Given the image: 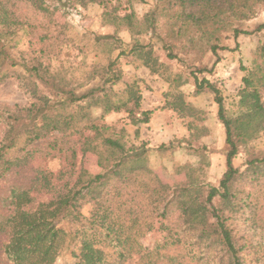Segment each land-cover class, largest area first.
I'll use <instances>...</instances> for the list:
<instances>
[{
  "label": "trees",
  "instance_id": "16d2710c",
  "mask_svg": "<svg viewBox=\"0 0 264 264\" xmlns=\"http://www.w3.org/2000/svg\"><path fill=\"white\" fill-rule=\"evenodd\" d=\"M66 1L82 7L96 3L103 7L102 15L107 22L135 29V14L128 7L135 1L144 0ZM260 5H264V0H158L146 21L157 31L160 12L168 9L171 19H175L174 27L168 30L170 39L177 40L186 35L193 46L194 32H200L209 49L217 54L216 41L222 31L233 29L236 36L252 33L234 27V22L252 18ZM51 14L49 0H0V77L14 76L5 69L10 64H17L16 58L27 66L33 79L22 86L30 93V102L0 105V178L26 165L30 153L22 152L27 146L51 136L50 148L59 155L70 152L72 146L67 137L72 133L80 135L75 142H80L82 147L86 145V151L102 154L94 140L101 135L105 125L92 121L87 114L79 116L66 111L72 104L91 98L92 104L103 105L104 113L125 110L134 124L150 120L152 111L141 110L142 94L136 84L128 85L126 96L113 101L107 93L100 96L104 87L79 94L77 90L84 83L73 86L66 76L67 71L53 69L48 58L53 50L46 49L51 37L48 24L41 28V24L33 22L39 15L50 18ZM262 30L264 22L253 31ZM27 36L39 39L41 48L20 49ZM59 40L60 37L55 36V53L61 51ZM29 42L31 48V40ZM147 47L138 44L134 50L143 64L155 73L158 59ZM175 47L176 44L169 41V50ZM168 55L173 57L172 52ZM114 65L111 60L101 71L96 68L88 71L84 79L90 80L98 74L104 83H115L121 79L122 72ZM12 74L19 78L16 72ZM243 80L239 111L234 115L229 114L219 90L208 83L216 93L218 118L226 129L227 168L218 186L193 181L181 186L164 184L147 167L145 150L130 155L134 148L125 151L120 140L103 137L105 151L110 152V156L99 158L100 165L108 169L105 173L84 178L86 172L75 175L72 168L57 173L42 170L36 173L28 187L11 188L4 197L3 206L8 211L0 220V233L5 237L0 244L2 261L7 264H56L61 251L74 242L76 249L72 254L78 258L77 264H105L106 252L102 243L114 248L120 258L128 257L136 249L139 253L142 248L136 246L137 239L149 231L154 217H160L165 221L162 227L165 236L159 245L143 251L154 263L165 256L161 254L162 249L183 247L196 261L248 264L245 253L248 245L236 236L233 225L250 197V193L247 199L241 196L239 183L248 179L251 183L263 180L264 155L250 151L245 171L234 165V159L242 146L264 133V99L251 76H245ZM42 86L56 89L52 92L56 104L52 103L50 94L40 90ZM202 87L200 83L199 88ZM168 105L180 111L192 110L181 94L169 100ZM83 121L87 124L76 128ZM118 151L121 156L114 158L113 165H107L105 161ZM41 196H47V199L40 200ZM87 204L91 205L89 215L83 212ZM168 259L172 263L176 261L174 256H168Z\"/></svg>",
  "mask_w": 264,
  "mask_h": 264
},
{
  "label": "rangeland",
  "instance_id": "374dc122",
  "mask_svg": "<svg viewBox=\"0 0 264 264\" xmlns=\"http://www.w3.org/2000/svg\"><path fill=\"white\" fill-rule=\"evenodd\" d=\"M157 3L158 0L135 1L128 7L135 14V29L107 22L102 15L103 7L96 3L82 7L66 0H49L51 17L39 15L37 20H33L34 23L41 24V28L48 24L51 37L47 40L46 49L53 50L48 58L53 69L63 68L67 71L66 76L73 86L84 83L77 90L79 94L104 87L105 91H101L100 96L107 93L111 100L116 101L126 96L128 85L136 84L142 94L141 110H151L152 113L148 122L134 124L125 110L104 113L103 105L92 104L91 98L72 104L66 111L79 116L87 114L92 121L105 125L101 128V135L94 140L102 154L93 150L86 151V145L82 147L80 142L76 143L80 136L76 133L67 137L72 146L70 152L65 151L60 155L50 148L52 136L30 144L22 152L30 153L26 165L15 168L4 178H0V220L8 211L3 206L4 197L11 188L28 187L39 171L57 173L72 168L75 175L86 172L84 178L105 173L108 169L100 165L99 158L110 156V152L105 151L103 137L120 140L125 151L134 148L130 150V155L145 150L147 167L164 184L181 186L193 181L205 185H219L227 168L226 129L218 118L216 93L208 83L219 90L230 115L239 111V91L245 85V76H251L264 99V30L253 31L264 22V5L257 8L252 18L234 22V27L252 33H240L236 36L233 29L222 31L219 41H216L219 48L215 54L209 49L205 38H201L200 32H194L196 41L193 46H190L186 35L181 39H170L168 30L174 27L175 19H171V11L168 9L160 12L161 16L156 22L157 31L150 28L146 16L152 13ZM55 36L60 37L58 46H61V51L57 53V45L53 43ZM38 40L27 36L20 44V49L39 50L41 46ZM169 41L176 44L173 50L168 48ZM138 44L153 50L158 59L157 72H151L143 64L134 50ZM169 52L173 53V57L168 55ZM14 60L17 64H10L5 69L14 76L0 77L2 106L24 105L31 99L28 90L22 86L23 83L30 84L33 79L29 76L27 66L19 59ZM111 60L115 62V68L121 69L120 80L104 83L98 74L90 80L84 79L88 71L91 72L94 68L101 71ZM15 72L19 74L21 81L12 74ZM200 83L203 84L202 88H199ZM40 88L42 92L50 94L53 104L57 103L52 93L56 90L54 87ZM180 94L186 104L192 107L191 111H180L168 105L169 100ZM86 124V121L80 122L76 128ZM88 132L94 134L92 131ZM73 142L76 145L73 146ZM250 151L264 155V133L241 147L240 153L234 159V165L241 171L247 168ZM120 156L118 151L105 163L111 166ZM263 181L264 178L258 183H251L248 179L239 183L243 198L247 199L250 193L247 201L250 204L241 209L233 225L236 236L248 245L245 251L248 264H264ZM39 199H47V196ZM90 209L91 205L87 204L83 208L84 214L89 215ZM164 223L160 217H154L149 231L137 239L136 246L142 248V251L138 253L136 249L126 258H120L114 248L102 243L106 252L105 264H212L204 260L196 261L183 247L162 249L161 254L165 256L156 263L150 257L147 258L143 251L151 250L163 240ZM4 239V235L0 233V244ZM74 249L76 246L73 242L69 248L61 251L56 264H77L78 258L72 254ZM168 256H174L176 261L172 263ZM0 264L7 263L0 258Z\"/></svg>",
  "mask_w": 264,
  "mask_h": 264
}]
</instances>
